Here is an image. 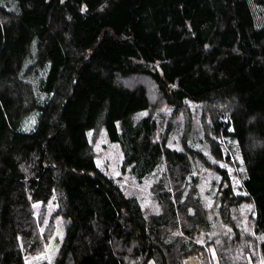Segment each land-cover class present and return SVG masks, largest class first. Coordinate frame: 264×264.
<instances>
[{
	"label": "trees",
	"instance_id": "1",
	"mask_svg": "<svg viewBox=\"0 0 264 264\" xmlns=\"http://www.w3.org/2000/svg\"><path fill=\"white\" fill-rule=\"evenodd\" d=\"M99 128L121 171L155 177L156 213L97 166ZM49 199L64 231L37 264H264V0H0V264L42 251Z\"/></svg>",
	"mask_w": 264,
	"mask_h": 264
},
{
	"label": "rangeland",
	"instance_id": "2",
	"mask_svg": "<svg viewBox=\"0 0 264 264\" xmlns=\"http://www.w3.org/2000/svg\"><path fill=\"white\" fill-rule=\"evenodd\" d=\"M123 84L128 85H142L146 91H149L148 79L144 77H131L122 81ZM150 103L154 104L156 99L153 93L150 92ZM88 137L92 145V150L94 152V157L97 166L104 170L106 173L110 174L115 178L116 183L122 188L123 192L128 195H134L140 202L144 211L148 213H156L158 211L157 204L153 201L151 195V184L155 177L144 180L141 183H136L133 181L125 170L121 171V153L117 145L110 143L106 140L102 129H97L88 132ZM225 141V140H224ZM231 144L230 148V159L233 161L229 164H225L226 171L229 174L230 181L233 184V192L237 193L236 188L238 178L242 175L240 164V157L234 142H229ZM236 164V165H235ZM197 175L196 181L194 183L195 193L199 196L203 207L207 211L209 216L213 213L221 200V193L216 189L214 179L216 181L213 172L206 167L200 166L199 171H194ZM217 194V195H216ZM56 204L53 199H49L46 203H34L32 206L33 215L36 220L39 221L38 227L39 232H46V242L43 245V249L40 253L34 254L29 257H25V264H37L42 259L45 261H50L57 250V246L60 242L61 236L64 231V223L61 217L54 214ZM248 207H245L247 210ZM243 213V210H241ZM242 220L246 219V215L241 214ZM199 240V238L197 239ZM213 254V253H212ZM214 260V256L212 255ZM217 264L216 261H213ZM148 264H153L150 260ZM182 264H201L197 255L186 256ZM241 264H261L260 259H255L254 262L244 261Z\"/></svg>",
	"mask_w": 264,
	"mask_h": 264
}]
</instances>
